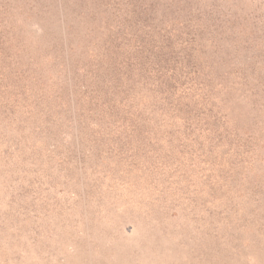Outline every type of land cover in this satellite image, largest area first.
Here are the masks:
<instances>
[{
  "label": "rangeland",
  "instance_id": "374dc122",
  "mask_svg": "<svg viewBox=\"0 0 264 264\" xmlns=\"http://www.w3.org/2000/svg\"><path fill=\"white\" fill-rule=\"evenodd\" d=\"M0 264H264V0H0Z\"/></svg>",
  "mask_w": 264,
  "mask_h": 264
}]
</instances>
